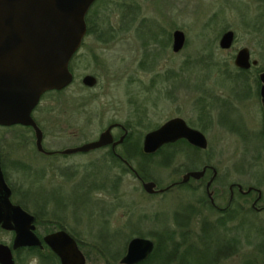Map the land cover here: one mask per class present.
I'll return each mask as SVG.
<instances>
[{"label": "rangeland", "instance_id": "374dc122", "mask_svg": "<svg viewBox=\"0 0 264 264\" xmlns=\"http://www.w3.org/2000/svg\"><path fill=\"white\" fill-rule=\"evenodd\" d=\"M124 2L127 5L133 3L140 9H135L138 17L130 32L124 30L128 21L122 20L120 15ZM259 13L264 14V9H260L256 0L99 1L91 9V27L94 30L92 32L100 34L99 37H102L103 41L100 42L97 36L87 38L85 46L70 64V71L74 76L72 85L60 93L48 96L54 98L55 110L63 113L70 122L64 132L59 130L57 143L65 148L91 142L114 122L128 125L127 128L134 131L137 129L134 134L140 133L143 139L147 133L166 125L170 119L181 117L195 129L202 128L199 130L208 140L209 148L203 152L198 165L196 164L197 169L200 171L204 164L216 168L220 174L218 186L225 182L227 184L226 198L219 200L220 206H225L230 184L238 183L247 188L254 183H260L264 177V138L261 134L264 131V115L261 101L256 99L257 96L253 93L252 100L242 105L238 103L239 112L231 111L228 114L229 119H226L234 129L239 130L240 119L244 118L251 130V135L246 139L244 135L239 136L224 129L217 119L218 112L222 111L216 110L211 99L214 95L225 99L232 95L231 92L245 95V90L236 86L228 77L231 69L236 71L233 58L238 50L250 48L254 60H258L261 68H264V36L253 29L254 18ZM143 21L145 23L141 25ZM176 30L184 31L187 37L184 52L178 54H175L172 48L173 32ZM228 30L234 32L237 39L234 50L223 52L219 42ZM112 32L116 33V40L104 44L106 33ZM149 32L157 34L158 37L163 32L161 42L170 37L173 42L168 48L155 44L146 49L142 47V42L150 41ZM144 52L154 55L149 60V63L155 62L153 73L149 70L142 71L139 66L147 55ZM199 63L207 64L201 68ZM217 63L220 64L219 70L214 67ZM189 64H192L191 68ZM226 64H229V67ZM159 73L163 76L167 73L168 80L155 79V75ZM87 75L97 78L94 89L83 86L82 79ZM201 85L203 90L197 89ZM201 95L204 97L203 101ZM47 105H51L50 101L43 102V107ZM199 107L200 110L202 108V119L205 123L199 120ZM212 116L217 123H213L212 127H205L206 120ZM204 128L207 129L206 132L203 131ZM72 133H75L77 139L68 142L67 139L71 137L67 134ZM113 134L118 136L120 132L115 130ZM101 154L102 152L83 157H69L68 162L76 164L71 167H52L45 165L46 159H43L45 179L42 191L48 212L38 213L42 223L37 225L40 236H45L50 233L46 232L56 230L59 225L64 224L88 242L97 239L95 237L99 234L102 237L101 246L108 249L109 253L117 254L122 253L125 241L128 242L130 238H138L141 233L148 239H151L152 235L158 237L165 225L166 228L167 225H172L169 223L171 220L172 223H182L184 218L176 217L175 214L181 208L190 209L196 205L198 200L191 199V196L186 194L182 197L175 193L148 196L140 182L129 173L122 172L120 189L118 193L113 191L112 194L101 192L83 195L82 185L65 182L66 178L71 177L77 178L76 181L79 182L87 176L95 185L108 177L112 188L114 181L119 182L114 178V169L110 171V168L96 164L84 166V162L94 160ZM178 154L168 167L160 164V157L152 159L148 167H143L145 180L156 182L160 188L170 187L173 181L179 180L182 175L180 170L187 167L188 161L183 152ZM138 168L135 170L138 171ZM211 175L210 172L207 177L210 178ZM223 177H227V181L223 180ZM59 185L60 188L55 193L48 189ZM28 208L32 213L38 212L30 203ZM203 215L210 216L207 211H204ZM200 227V224H195L193 232L187 231L186 228L184 232L175 233L174 242L181 246L178 247L179 255L189 250L194 241H202L203 237L205 240H213L212 236L205 235L206 233L201 236ZM255 233H250V243L247 232L236 230L230 233L228 239L236 243L233 252L217 264H264V253L259 251L260 245L263 244L260 238H253ZM12 240L11 233L0 231V243L11 246ZM204 243L202 249L206 247V242ZM172 250L170 246L167 252L171 253ZM217 255V252L209 253L204 250L202 255V252L194 251L188 262L212 264ZM40 263L38 259L28 258L27 252H20L16 258V264ZM87 264L105 262L97 254L91 253ZM173 264H181L180 258H174Z\"/></svg>", "mask_w": 264, "mask_h": 264}, {"label": "flooded vegetation", "instance_id": "af4514ba", "mask_svg": "<svg viewBox=\"0 0 264 264\" xmlns=\"http://www.w3.org/2000/svg\"><path fill=\"white\" fill-rule=\"evenodd\" d=\"M97 1V0H96ZM95 1V3H96ZM256 2L259 4L260 9H264V0H256ZM94 3V4H95ZM94 4L90 7L89 11L92 9ZM87 12V14L89 13ZM86 14V16H87ZM86 18V17H85ZM92 20V17H91ZM144 20V19H143ZM255 23L253 24V29L256 33H259L261 36H264V14H258L254 18ZM147 23H152L147 20H144ZM86 23V22H85ZM92 22H90L91 24ZM91 26V25H90ZM163 31V30H162ZM225 31L224 35L229 32ZM164 32V31H163ZM163 32L161 33V36L158 37L157 34L149 32L150 35V41H143L142 47H145L146 49L148 47H153L155 44L159 45H165L169 46V41L166 40L165 42H161L163 37ZM175 32V31H174ZM173 32V34H174ZM184 32V31H183ZM232 32V31H230ZM234 33V32H233ZM114 34V35H113ZM116 33L110 34L106 33V39L103 42L104 44L114 42L116 40ZM222 36V40L223 37ZM235 38L236 34L234 33ZM91 36H97V39L102 42L103 39L100 34L97 32H88L87 31V25H86V34L84 38L82 39V42L80 44L79 49L74 54L73 58L70 61L71 62L78 56L79 51L85 46L87 38ZM138 36V33H137ZM186 36V34H185ZM165 37V36H164ZM160 39V41H159ZM237 39V38H236ZM232 47V50H234L235 42ZM219 42V47L220 43ZM186 44H187V37H186ZM185 44V46H186ZM147 46V47H146ZM173 48V47H172ZM185 49V47H184ZM221 49V48H220ZM231 50V51H232ZM244 50V49H240ZM236 53V56L233 58L234 66L236 57L239 53V51ZM221 51H223L221 49ZM230 51V50H225ZM223 51V52H225ZM250 51V48H249ZM147 52V51H146ZM184 52V50H183ZM180 53V52H179ZM146 55L145 59H143L140 62V68L142 71L149 70L154 71L155 62L149 63V60L152 59L153 56L150 55V53H145ZM178 54V53H175ZM251 55V61L258 62L257 66H251L250 69L243 70L237 66H235L236 71L230 70V76L228 77L232 80V82L236 86L242 87L245 91V95L240 96L238 92H231L232 95H229L227 98L223 99L219 95L212 96L211 99L215 105L216 110L222 112H218L217 119H219V122L222 123V125L225 127L224 129L228 131L234 132L236 135H244L245 137H249L251 134V130L249 128V124H247L246 120L244 118L240 119L239 130L234 129V127L231 126L226 119H229L228 114L233 111L234 113L239 112V107L237 108L238 103L242 105V103H248V101L252 100V94L254 93L259 101L262 103V109H263V115H264V99L262 97V88H263V82L261 75L264 74V68H261L259 61L254 60L252 56V52L250 51ZM70 64H69V70H70ZM207 63L201 64L199 63L198 66L205 67ZM211 65V64H210ZM229 67V64H226ZM225 65V66H226ZM190 68L192 67V64H189ZM151 67V68H149ZM212 67V66H211ZM217 70L220 68V64L217 63L214 65ZM71 72V71H70ZM72 73V72H71ZM222 73V72H221ZM73 75V74H72ZM222 75H224L222 73ZM224 76H227L224 75ZM85 77V76H84ZM95 79H97L95 76H93ZM255 79V80H254ZM74 81V76H73ZM237 81H239L237 83ZM73 83V82H72ZM97 83V80H96ZM72 85V84H71ZM97 85V84H96ZM96 85L89 89H94ZM85 87V86H84ZM87 88V87H85ZM203 86H199L197 89H202ZM67 89V88H66ZM65 90V89H64ZM62 90V91H64ZM200 90V91H201ZM62 91H49L44 93L36 106L32 109L30 113V117L32 119V122L34 126H26L21 124H13V125H0V170L2 172L3 180L7 187L10 189V202L13 205L19 206L22 210L27 212L28 214L35 217V234L39 238V240L42 242L43 237L40 236L37 229V220L36 215L38 213H46L48 212L47 204L43 201V183H44V168H43V159H46V164L52 167H58V166H75L76 164L73 162H68L69 157H75V156H86L93 153H99L102 152L101 156L94 159V160H87L84 162V166H89L90 164H96V165H104L107 168L114 169V178L118 180L119 182L114 181V185L111 188L110 178L106 177V179L100 181L99 183L93 185L95 182L91 180L89 177L85 176L82 181H76L77 178L71 177L66 178L65 182L69 184H79L82 185L83 188V195L101 193L105 192L107 194H112L113 191L117 192L120 189L121 186V175L123 172V167L127 170V173L133 175L135 177V180L144 187V185L149 183H154L155 192L153 194H147L145 191V187L143 188L145 193L148 196H160V195H169L172 193L177 194L178 196L182 197L184 194L191 196V199H197L196 205L194 208H181L178 213H176V217H183L184 221L182 223H172L173 220H171L172 225H167L168 228L162 230L161 234L157 237L156 235H152L151 239L144 237H138V238H146L147 240H150L154 244L153 251L149 258L141 264H145L147 261L149 264H167V232L169 235L178 232H182L183 230H187L190 232H193V227H195V224L197 226L200 224L202 227H200V233L201 236L203 233H206L205 235L212 236L211 238L213 240H205V237H203L202 241H194L191 245V248H189L190 251L185 250L186 257L192 256L194 254V251L201 253L203 255V252H209L214 253L217 252V257L214 258L212 264H217L220 260H224L227 258L230 253L233 252V249L235 247V244L233 240H229L228 237L230 236V233H233L236 230H239L240 232H247V239L248 243H250V233L252 232H259L261 234L253 236V238L261 240L263 245H260L259 251L264 253V177L260 183H254L251 186L245 188L243 185H240L238 183H232L228 186V201L226 202L225 206H220L219 200L226 198V182L224 184H221L218 186V182L220 180L219 173L216 170V168L210 164L206 165L204 164L202 169L199 171L197 169V165L200 161V158L202 154H204L206 151H204L201 148H196L194 145L190 144L189 142L181 139L177 143L168 144L167 146V165L169 166L176 158L179 156V152L185 154V158L188 161L187 167L185 166L184 169L180 170V179L177 181H173L170 184V187L167 188H160L158 184L152 180L145 181L144 177H141L138 172L135 170L138 167H148L150 161L155 159L158 154H145L144 153V141L145 137L142 139V136H140V133H136L137 129L131 130V128H127L125 125L119 124V123H111L109 124L103 131L99 133L97 138L91 142L97 141L99 136L106 131V129L111 125H118L113 127L110 132L112 136V142L102 148L91 150L88 152H77L74 154H64L67 150H73L78 147H81L87 143H84L82 145H75L71 147H62V145H59L57 143L59 139V133L60 129L64 132V129H66L67 126L70 125V122L67 118L64 117L63 113H58L53 104H54V98H49L48 96L52 93L62 92ZM203 93V91H201ZM204 95V94H203ZM201 95V100L203 101L204 97ZM50 101L51 105H47L46 107H43V102ZM237 103V104H236ZM202 110V108H201ZM200 110L199 107V120L201 122L203 121V112ZM181 118V117H177ZM176 118V119H177ZM213 118V116H212ZM208 118L206 120L205 127H212L214 124L217 123L214 121V118ZM175 120V119H170ZM183 120V119H182ZM185 121V120H183ZM168 122V121H167ZM186 125L190 128H192L194 131H200L198 128L195 129L191 123L188 121ZM205 123V122H204ZM39 131L42 136L41 140V149L38 147L37 144V132ZM115 130H118L120 134L118 136H115L113 132ZM263 130H264V122H263ZM203 131H207L206 128H204ZM57 133V134H56ZM203 133V132H202ZM58 135V136H57ZM77 135V134H76ZM67 136H70V139H67L68 142H73L74 139H77L75 136V133H72L70 135L67 134ZM132 136V137H131ZM205 136V135H204ZM147 137V135H146ZM207 139V138H206ZM76 141V140H75ZM208 141V140H207ZM47 143V144H46ZM72 144V143H69ZM115 144V145H114ZM127 147V151L125 154V157L123 156V149L124 147ZM166 147V146H165ZM180 149L178 150V148ZM209 148V144H208ZM162 149V148H161ZM159 152V151H158ZM204 152V153H203ZM133 157V158H132ZM203 164V161H201ZM189 164H192L190 167ZM197 164V165H196ZM133 167V168H132ZM205 169V175L200 176L199 178L196 177H190V173H200ZM211 172V177L208 178L207 176ZM179 177V176H178ZM223 180L225 179L227 181V177H223ZM50 183V182H49ZM60 188L59 186H51L49 187V191L51 193H55L57 189ZM217 188V189H216ZM241 188V189H240ZM164 190V192H160ZM218 190V192H217ZM179 192V193H177ZM32 204L35 209L38 210L37 213H32L28 205ZM199 206V207H198ZM190 211V212H189ZM207 211V213L210 216L203 217V212ZM189 212V214H187ZM203 217V218H202ZM199 218H202V220H199ZM58 224V223H57ZM163 228V227H162ZM187 228V229H186ZM0 231H3L0 229ZM58 231H64L66 232L77 244L78 249L83 254L86 264L87 259H89L90 254L95 253L97 254V251L100 253H103L104 246H101L102 244V237L97 235V239H94V241H85L81 236L76 235L74 232L70 231L64 224L59 225L56 230H54L51 233L58 232ZM6 232V231H3ZM98 232V231H97ZM122 232V231H120ZM184 232V231H183ZM229 232V234L225 233ZM11 233L14 239V233ZM118 233V232H117ZM115 233V234H117ZM114 234V235H115ZM218 234L219 236H217ZM176 235V234H175ZM174 235V237H176ZM204 235V234H203ZM260 235V236H259ZM130 236V235H129ZM128 236V237H129ZM259 236V237H258ZM110 239V237H108ZM135 238V237H134ZM220 240H219V239ZM133 239L130 238L126 243V249L129 241ZM206 242L205 249L203 248V244ZM13 243V240H12ZM12 245V244H11ZM210 245L211 247H209ZM159 246V247H157ZM205 246V245H204ZM213 246V247H212ZM11 247V246H9ZM31 248H22L18 249L15 252H13V258L14 262L16 264V258L17 255L20 252H26L25 250H28ZM38 249L41 252H50V249L45 246L42 242V247L35 248ZM126 249L121 255L120 259L118 260V264L122 257L126 254ZM53 254V253H52ZM228 254V255H227ZM54 255V260L50 264H60L59 258ZM98 257H100L97 254ZM101 258V257H100ZM36 259V258H35ZM102 259V258H101ZM103 260V259H102ZM106 264V261L103 260Z\"/></svg>", "mask_w": 264, "mask_h": 264}, {"label": "water", "instance_id": "95a60500", "mask_svg": "<svg viewBox=\"0 0 264 264\" xmlns=\"http://www.w3.org/2000/svg\"><path fill=\"white\" fill-rule=\"evenodd\" d=\"M96 0H0V125L21 124L34 126L30 113L40 97L49 91H62L73 82L69 64L86 34L85 17ZM233 32H227L220 48L232 50ZM173 52L181 53L186 44L183 31L173 34ZM249 48L240 50L235 66L246 70L257 66L251 61ZM262 97L264 99V74ZM83 86L92 88L96 79L87 75ZM182 118L169 120L166 125L147 133L144 141L145 154H157L168 144L183 139L196 148L208 149L204 133L194 131ZM109 126L97 141L87 143L64 154L88 152L112 142ZM37 144L41 149V133L37 130ZM115 145V144H114ZM192 172L188 178L205 175ZM147 194H153L154 183L144 185ZM156 188V187H155ZM241 189V188H240ZM164 192V190L160 191ZM10 189L0 170V229L13 232L11 247L0 243V264H15L13 252L22 248H41L42 242L55 254L60 264H86L76 242L64 231L43 237L35 234V217L10 202ZM137 239V240H136ZM154 248L146 238L129 241L126 254L119 264H141ZM138 260V261H137Z\"/></svg>", "mask_w": 264, "mask_h": 264}, {"label": "trees", "instance_id": "16d2710c", "mask_svg": "<svg viewBox=\"0 0 264 264\" xmlns=\"http://www.w3.org/2000/svg\"><path fill=\"white\" fill-rule=\"evenodd\" d=\"M99 1H102V0H97L96 3H98ZM135 9L138 10V11H140V9L138 8V6L135 5V4H133V3H130V5H127L125 3V5L122 6V10L123 11L120 14L121 17H122L121 19L122 20L126 19L128 21L127 24H126L127 27H126V29H124L126 32H130L131 31V26L134 23H136L135 22V19H137L138 16H136L137 12H135ZM90 14H91V10L89 11V13L87 14V16L85 18V22H86V25H87V31L88 32L94 31L92 29V27L90 26L91 25L90 24V22H91V16H90ZM144 23H145L144 21L141 22V25H144ZM168 41H169V44L171 42H173L171 37H170V39H168ZM165 47L168 48V45L165 46ZM151 72L153 73L154 71H151ZM168 78L169 77H167V73L164 74V76L163 75H160V73L157 74V75H155V79H160V80L165 79V81H167ZM57 93H60V92H57ZM140 122H142V120H140ZM126 127H129V126L126 125ZM261 134H262V136L264 138V131L261 132ZM246 139H248V138H246ZM126 151H127V147L125 145V147L123 149V153H122L124 157H125ZM156 156L157 157H155V158L160 157V164L162 166L168 167V165H167V156H168L167 155V146L164 147V148L162 147V149L159 150V152H158V154ZM164 161H166V162H164ZM142 170H143V167L141 166V167L138 168V171L137 172H138V174L141 177H144ZM123 173H127V170L124 167H123ZM144 180H145V177H144ZM36 220H37V225L38 226L42 224L41 223V219L39 218L38 215H36ZM53 231H48L46 233L53 232ZM174 235H175V233H174ZM174 235L173 234L169 235L168 232H167V238H168L167 239V248L169 249L170 246H172V248H173V250H172L171 253L170 252H167V258H168L167 259V264H173V259L176 258V257L180 258L181 264H189L188 258H190V256H187L186 257V253L185 252H183V253H181L179 255V248L178 247H181V246H179L177 243L174 242V240L176 238V237H174ZM141 236L144 237V235L142 233L138 235V237H141ZM157 247H159V246H157ZM125 249H126V243H125V246L123 248L122 253L111 254V253H109L108 249H105V250H103V253H100V252L97 251V254L103 260L106 261V264H116L118 262V260L120 259L121 255H123ZM25 251L27 252L28 258H30V259L31 258H36V259H38L41 262L40 264H45L47 262H49V264H50L54 260V255L52 253H50V252H41V251H39L38 249H35V248H31V249H28V250H25ZM45 261H47V262H45ZM145 264H149L148 261Z\"/></svg>", "mask_w": 264, "mask_h": 264}]
</instances>
